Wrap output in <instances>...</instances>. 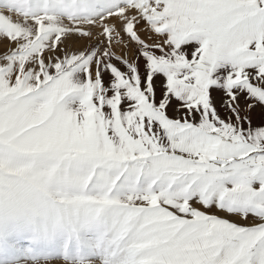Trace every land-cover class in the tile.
I'll use <instances>...</instances> for the list:
<instances>
[{
  "label": "snow or ice",
  "instance_id": "snow-or-ice-1",
  "mask_svg": "<svg viewBox=\"0 0 264 264\" xmlns=\"http://www.w3.org/2000/svg\"><path fill=\"white\" fill-rule=\"evenodd\" d=\"M0 44V247L264 264V0H0Z\"/></svg>",
  "mask_w": 264,
  "mask_h": 264
},
{
  "label": "rangeland",
  "instance_id": "rangeland-1",
  "mask_svg": "<svg viewBox=\"0 0 264 264\" xmlns=\"http://www.w3.org/2000/svg\"><path fill=\"white\" fill-rule=\"evenodd\" d=\"M88 44L85 39L70 37L65 45L73 49ZM4 51L0 44V54ZM23 220L20 232L8 237L7 248L0 247V264H104L98 255H92L88 248L77 249L76 232L79 229L96 230L97 225L89 220L71 225H44L33 222L25 213H18ZM90 235V233L88 234ZM67 252L68 259L65 258ZM54 255V259L49 256Z\"/></svg>",
  "mask_w": 264,
  "mask_h": 264
},
{
  "label": "crops",
  "instance_id": "crops-1",
  "mask_svg": "<svg viewBox=\"0 0 264 264\" xmlns=\"http://www.w3.org/2000/svg\"><path fill=\"white\" fill-rule=\"evenodd\" d=\"M216 214H217V215H221V216L224 215L223 213H221V212H219V211H217Z\"/></svg>",
  "mask_w": 264,
  "mask_h": 264
}]
</instances>
